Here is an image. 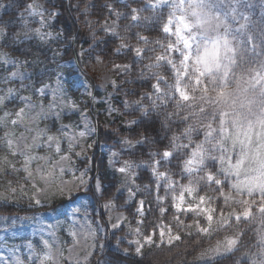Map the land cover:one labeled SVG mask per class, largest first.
<instances>
[{"label":"snow or ice","instance_id":"snow-or-ice-1","mask_svg":"<svg viewBox=\"0 0 264 264\" xmlns=\"http://www.w3.org/2000/svg\"><path fill=\"white\" fill-rule=\"evenodd\" d=\"M149 4L153 9L165 6L170 9L162 31L175 39L162 47L165 53H178V57L157 55L155 62L146 64L145 68L149 71L153 68L158 69L162 66L160 62L164 61L174 74V83L168 85L169 92H162L160 83L161 81L167 83V80L159 73H153L157 83L152 87L160 94L154 100L148 96V99L152 101L150 106H145L140 100L134 101L141 117L139 120L133 119L128 123L129 125H139L150 118L159 120L160 112L158 110L161 105H166L169 98L174 101L175 109L165 112L164 119L159 121L161 129L169 128L170 123H186L187 127L184 128L182 135L188 143H183L180 136L173 134L171 141L174 151L166 150L162 156L163 158H172L175 152V157L178 159L182 150L191 148L189 157L182 161V167L190 177L195 176V180L190 179L188 185H180L181 193L179 196H174L173 199L176 201L174 207L177 212L193 213L195 216L204 215L206 218V226L201 225L198 219L194 220L196 235L199 237L200 234H203L208 240V246L201 248L196 259L203 264H240V260L235 259V253L244 246L242 241L244 232L239 229V225L242 222H256L260 225L256 229L257 242L252 245L256 251H245L241 258L245 259L247 264H264V2L261 3L262 12L257 19H253L251 13L240 11L241 7H252L248 0H156L154 4L149 0ZM81 5L84 7V15H87L89 5L81 0V3L76 5L78 11ZM69 6L71 7V5ZM91 7H95V5ZM105 7L115 13L117 19L122 15L110 5H105ZM140 11L142 9H131V19L140 20L141 17L138 14ZM45 14L49 17L63 15L62 5L58 8L54 4L52 9H48L39 4L37 0H32V2L11 0L9 3L0 0V42L14 45L30 40L32 33L39 36L41 40H45L51 33H41L38 28H30L28 19V17L39 16L43 24L45 23L43 19ZM143 19L152 22L156 18L152 16L143 17ZM88 25L91 27V22H88ZM102 30L119 36L115 28L107 26V23ZM125 31H127V26H125ZM69 38L72 41H78V37L71 33ZM119 38L121 41L124 40L122 36ZM138 38L145 44L149 42L146 36H138ZM92 39L96 40L95 33H93ZM156 43L159 44L160 41L157 40ZM126 47H128L126 43L120 45V48ZM120 48L115 51L119 52ZM133 50L136 57L143 58L144 53L141 48L137 47ZM82 55L83 50L76 59L79 61ZM4 62L15 63L8 59H5ZM117 67L121 66L117 65ZM123 67L128 70L132 65ZM141 74L143 75V72ZM11 76L24 79L23 74L18 72L11 73ZM60 82V75H58L57 83ZM37 91L42 93L43 89H37ZM12 92L13 90L9 89L8 95L10 96ZM6 98V96H0V106L5 104ZM22 99L26 102L24 107L15 113L4 112V117L14 115L16 119L0 118V127L7 128L9 124L24 126V133H31L34 130L28 126L29 123L40 116L46 118L42 103L33 104L31 97ZM58 101L63 103L62 89L53 93V102L48 105V111L58 107ZM125 106L127 107V101H125ZM72 107L75 108V104ZM37 108H40V111L36 112L35 116L31 115ZM116 111V109H112V112ZM152 113H155L154 118ZM192 120L199 121V123L193 124L190 122ZM67 127L62 125L61 130L63 131ZM149 129L156 131L155 123L146 124L143 130L137 132V139L123 138L119 139L118 143L125 145L128 150L136 145L143 146L151 142ZM97 132L98 128L88 127L86 131L79 132L78 136L82 138ZM201 132L203 139L195 142L193 133L199 135ZM24 133L13 140L11 137L14 136V133L5 132L2 138L7 154L0 158V182H3L6 192L12 195L16 194L18 190L22 195H28V193L18 182L6 179L7 176L21 171L17 168L16 163L9 159V156L23 157L22 170L27 174L29 180H34L35 176L31 169L33 161L46 159L43 156L33 155L34 149L43 147L36 141L42 136H46L47 146L52 147L55 143V151L57 153L61 151L60 141L57 137L47 135L44 130L36 132L31 142ZM76 135L73 134L69 137L68 150L72 151L75 147H81L83 153L84 149L77 143ZM157 135H159L158 132ZM87 147L91 148L92 145H87ZM82 153L75 154L81 155ZM117 155L118 153H112V156ZM150 155L155 156L156 153H150ZM60 159L66 160L68 157L61 156ZM155 163L158 165L160 162L156 161ZM136 167L139 165L134 161L125 160L123 166L118 169L123 174L119 183L127 184L129 180L134 182L133 170ZM152 170L158 178L169 180L168 188L174 187V182L166 173L157 172L155 167ZM55 171V166L36 169V172L46 183H52ZM59 171L63 172V169L60 168ZM88 171L90 169H85L79 177L80 186L86 191H89L85 179ZM201 181L209 187L217 186L215 191L219 193V196L200 195L197 197L198 203L185 205L184 192L189 194L196 192ZM103 182V178L100 176L94 178L93 187L90 189L92 195L95 196L97 193L101 197L104 195L106 190L103 188ZM14 183L15 187L12 186ZM61 184L63 185V182ZM33 187L35 188V185ZM158 188L159 185H157ZM225 188L229 189L227 193L224 191ZM58 191L61 195L71 198L72 189L60 186ZM43 192V188H37L36 195L29 196V200L40 205L42 201L39 195ZM129 192L134 195L131 193V189ZM220 197L223 198L224 206H228L231 202L238 206L239 211L233 209L226 214L223 208L217 211L216 208L202 207L206 200L210 203ZM0 199L7 200L9 196L0 194ZM156 199L159 200L161 197L157 196ZM139 204L140 208L137 211L142 213L144 201L141 200ZM113 206L112 202L104 205L106 208ZM75 211L79 212L80 209ZM160 211L164 212L166 209L161 208ZM174 219L177 228L191 229L192 225L184 224L180 216H174ZM119 220L120 218L117 217V223L112 224L114 229L119 228ZM214 220L215 227H213ZM234 225L235 230L231 235H225L222 240L216 239L214 243L212 242L214 236L221 230L228 231L233 229ZM135 233L137 236H141V239L126 241L130 246H134L132 251L129 248H121L120 244L125 241L123 238L118 239L115 247L120 253H123V257L114 256L108 260L100 259L97 264H124L127 259L133 256L142 257L143 250L147 245L163 247L183 242L180 232L174 231L171 225L158 226V231L153 229L151 234L142 235L139 228L135 229ZM187 235L191 236L192 232L187 231ZM89 238L95 240L96 232L94 230H88L85 239ZM44 243L46 251L39 257L40 264H62L63 253L60 252V259H58L52 245L47 241ZM104 249L105 245L103 244H88L83 260L77 258L74 264H89L93 253L97 250L103 253ZM16 264H23V261L17 258Z\"/></svg>","mask_w":264,"mask_h":264},{"label":"rangeland","instance_id":"rangeland-1","mask_svg":"<svg viewBox=\"0 0 264 264\" xmlns=\"http://www.w3.org/2000/svg\"><path fill=\"white\" fill-rule=\"evenodd\" d=\"M118 1L120 3H128L127 0ZM37 2L41 4L38 0ZM155 2L156 0H151L152 4ZM80 3L81 0H76V3L74 4L75 7ZM84 3L89 5L87 9L88 14L84 15L83 5H81L79 14H81L80 18L83 23L82 26L86 32L84 38L86 41H88V44L81 47L80 51L78 52L79 54L81 50H83V55L80 57L79 61L76 59V57H73L63 62L64 65L72 67L73 73L70 76H66L64 73L59 71L53 80L35 88L34 91L30 90L28 93L19 92L7 84L6 80L19 82L28 80L30 77V70L25 67L23 62L10 56L0 47V70L5 69L7 77L5 80L6 84L0 85V96H6V100L12 98L16 99L17 103L20 104L16 111L25 106L26 102L22 99L23 97H31V102L33 104H43L44 111L46 113V118L44 116H40L29 123L28 126L34 130L33 132L24 133V126H12L9 124L7 128L0 127L3 137L5 132H12L14 133V136L11 138L15 140L22 133H24L28 136L29 142H31L32 137L35 136L36 132L44 130L47 135L57 137V139L60 141L61 147V151L59 153L55 151V143H53L52 147H48L46 136H42L41 139L36 141L38 145H43V147L34 149L33 155L43 156L46 159L33 161L31 169L35 176L34 180H29L27 174L23 172L22 187L30 193V196L36 195L37 188L44 189V192L39 195L42 203L40 205L35 204L34 201L31 203L37 207H46L50 205L52 201L58 198L69 199V196L61 195L59 193L58 188L60 186H66V189H72L71 197L78 195L77 198H75L63 209H44L30 213H24L22 215L10 216L12 220L9 224H7L6 221H1L0 264H16L17 258L23 261V264H40L39 257L42 256L46 251L44 243L45 241L52 245L53 251L56 253L58 259H60V252L63 253L62 264H74V261L77 258L83 260V257L87 252L88 244H103L105 245V248L114 247L117 249L115 247L117 240L123 238L125 242H122L120 247L129 248L131 251L134 249V246H130L126 241L141 239V236L136 235L135 229L139 228L141 234H145L142 228V222L146 211V205L144 203L142 213L137 211V209L140 208L139 202L141 200H145L143 198L136 199V195L138 191L141 190V187L139 182H137L135 169L133 170L134 182L129 180L127 184L119 183L123 177V174H121L118 169L123 166V162L125 160L134 161L129 156L131 155L130 151L133 148L128 150L125 145L118 143V140L123 138L133 139L130 135L119 131L121 126L126 129L132 127V125H129L128 121L133 119L125 116L124 112L129 111L131 107H137L134 101L140 100L141 103L146 105L147 102L145 100L152 102L150 99H148V96H151L153 100L156 99V96L160 93H157L152 86L156 84L157 81L152 84L151 90L143 92L140 95V98H137L135 95L131 96L133 92L129 87L130 84H125L129 76L130 69L125 70L123 67L129 64L124 61L117 62L114 58L106 59L101 54V48L103 47L104 41L106 40L105 36H116L111 33H106L102 29L107 23V26L114 27L116 31L118 21L121 16L119 19H117L115 13L111 12L108 7L101 14H98L95 10L97 9L96 0H84ZM106 4L107 1H103L100 6L102 7ZM92 5H95V7H91ZM145 6L152 8L149 4V0H146ZM44 7L48 8L46 6ZM133 8L134 7L131 9ZM240 11H243V9H240ZM116 12L118 11L116 10ZM28 19L30 28H38L40 29L41 33H51V35L43 41L50 42L51 40L58 39V37H60V32L56 31L52 26V22L55 20V17H49L47 14H45L43 18L45 23L43 24L41 23V18L39 16L28 17ZM114 21L115 24H113ZM88 22H91V27H89ZM93 33L96 34V40L92 39ZM33 36L40 39L35 33H32V37ZM168 36L170 38L169 41H174V37L170 36L169 34ZM122 43H126L128 47L120 48ZM117 45L118 46L114 48V55H120L123 53V51L128 50L130 47L127 42L121 40L117 42ZM117 48H120L119 52L115 51ZM138 48L144 50L142 47ZM132 52L135 58H140L136 57L134 50ZM5 54H7V56H5ZM158 55H172L174 58L178 57V53H165L164 49L161 50ZM5 59H8L9 61H15V63H5ZM160 63L162 65H166L164 61H161ZM117 65H120L121 67H117ZM166 66L170 68V66ZM13 72L23 74L24 79L21 80L19 77L11 76V73ZM58 75H60L61 80L59 84L57 83ZM3 82L4 80H2L1 83ZM170 84L171 83L168 80L167 83L161 81V91H165L163 87L164 85L168 86ZM71 87L77 89L79 91L78 95H81L82 97L77 98L78 95H74L70 91ZM9 89L13 90L10 96L8 95ZM37 89H43V92L41 93L37 91ZM58 89H62L63 103H59L58 101L59 106L54 108L52 111H48V105L53 102V93ZM88 98L91 99V107L85 106ZM125 101H127V107L125 106ZM73 104H75V108L72 107ZM112 109H116L117 111L112 112ZM39 111L40 108H37L33 113H31V115L35 116V113ZM70 114L74 115L70 122L62 121L64 115ZM0 118H4L6 120L16 119L14 115H10L9 117L3 116ZM47 119H56L58 121L55 131H52V127L46 126L42 123V121ZM97 123L103 126V131L110 139L107 142H101L98 146L100 152L102 153L100 162L105 160L109 170L117 175V179H115V182L117 183L116 186L114 183L112 184V182H103L104 189L106 188V184H111L109 189H105L106 191L102 197L99 193L95 195L97 198H99L98 205L95 203L94 196L90 191L94 182V180H92L93 178L91 174V151L97 143L96 134H90L82 138L78 136L79 132L86 131L88 127L97 128ZM62 125H66L68 127L62 131ZM73 134H77L76 140L77 143L83 147V153L81 147H75L72 151L68 150L69 137H71ZM87 145H92V147L88 148ZM113 152L118 153V155L112 156ZM75 153L82 154L76 155ZM162 153H156V155L153 156L155 158V162L165 159L163 158ZM61 156H66L68 159L61 160ZM21 158L23 160V157ZM80 161L84 164L80 163ZM136 164L143 167H147L148 165L146 161L137 162ZM53 166L56 168L54 179L52 183H46L44 179H41V175L36 172V169L51 168ZM154 167L156 168V165ZM60 168L63 169V172L59 171ZM85 169H90L87 176L85 177L89 191H86L80 186L79 183V177L81 173L85 171ZM152 169L153 168H151V174L157 185H164L166 189H168L169 192L173 194V197L180 195L181 190L179 192L174 190L176 183L172 178L171 180L174 182V187L168 188L167 185L169 180L167 178H158L157 175L153 173ZM156 171L162 172L157 168ZM61 182H63V185ZM33 185H35V188ZM129 189H131V193H134V195L130 194ZM224 191L227 193L229 189L225 188ZM158 192L159 188L155 191V193L157 194ZM0 194L9 196V194L5 193L1 189ZM233 195L235 196V193H233ZM197 197L198 195H196L194 192L191 194L184 192L185 205L188 203H198L199 201ZM7 200L0 199V201ZM109 202H112L114 206L108 208L104 207V205L108 204ZM175 203L176 201L173 199V206ZM132 204L134 205L133 207ZM202 207L214 208L207 200L205 204L202 205ZM76 209H80V211L77 212L75 211ZM174 209L176 211L175 207ZM233 209L236 208H231L225 213L227 214L228 212L233 211ZM236 210L239 211L238 209ZM214 215L216 214L214 213ZM176 216H180V213L177 212ZM200 216L206 220L204 215ZM117 217L120 218V226L119 228L114 229L112 224L117 223ZM181 220L184 222V219ZM214 224H216L215 220L213 222V225ZM161 225L171 224H159V226ZM89 229L96 232L95 240L90 238L85 239ZM173 230L176 231L174 228ZM151 232L149 234H151ZM15 236L29 238L36 237L41 248L39 249V247H37L31 241H27L23 247L20 245H8L6 243V238ZM97 252L100 253L99 250L94 252L90 261L95 257Z\"/></svg>","mask_w":264,"mask_h":264},{"label":"trees","instance_id":"trees-1","mask_svg":"<svg viewBox=\"0 0 264 264\" xmlns=\"http://www.w3.org/2000/svg\"><path fill=\"white\" fill-rule=\"evenodd\" d=\"M38 1L43 6H46L48 8H52L54 4L57 5L58 8L62 5L63 15L55 17V20L52 22L53 28L56 31L60 32V37H58V39L51 40L50 42L40 40L34 36L30 40L14 45L0 42V47L3 51H5L15 59L23 62L25 64V67L30 70L29 79L19 82L7 81L5 73L6 70L1 69L0 85H5L7 82V84L12 86L15 90L24 93H28L30 92V90L34 91L35 88L53 80L55 75L59 71L64 73L66 76H70L73 73V69L70 66L64 65L63 62L70 58L77 57L81 47L88 44V41H86V39L84 38L86 32L84 27L82 26L83 23L80 18L81 14H79V11L74 5L76 3V0ZM103 1H107L106 5H110L111 7L116 8L115 10L122 14L118 21L116 32L119 33V37H124L123 41L127 42L130 47L128 50L123 51L122 54L114 55V48L118 46L117 42L121 39L117 37V35L114 37L107 35V37L105 36L106 40L104 39L105 41L103 47L101 48V54L106 59L114 58L117 62L124 61L127 64L132 65L129 70L127 81L125 82L126 85L130 84L129 87L131 88L132 92L135 93L131 94V96L135 95L137 96V98H140V95L143 92L151 90L152 84L156 82L153 73H159L161 76H164L166 80H168L171 84H173L174 75L172 74L170 68L166 65L161 64L162 66L160 68H153L151 71L145 68L146 64L155 62V56H157L158 53L164 49L162 45L169 42L170 38L168 34H165L162 31V27L163 24L166 23L167 15L170 9L167 7L157 9L147 7L145 6L146 0H127V4L120 3L118 0H96L97 9L95 10L98 14H101L105 9H107L105 5L102 7L100 6ZM5 2L9 3L11 2V0H5ZM28 2H32V0H28ZM262 2H264V0H248V3L252 4V7H241L240 9H243L244 12L251 13L253 19H257L262 12ZM69 5H71V7ZM132 7L142 9V11L138 13L141 17L140 20L134 21L131 19ZM9 11H12V9H9ZM152 16L156 18L152 22L143 19V17ZM125 26H127V31H125ZM70 33L72 35H76L78 37V41L70 40ZM138 36H146L149 42L145 44L138 38ZM157 40L160 41L159 44L156 43ZM136 47L144 48L143 58H135L132 51ZM153 49L154 51H152ZM142 72L143 75L141 74ZM2 80H4L3 83H1ZM163 87L165 89L164 92L170 91L168 86L164 85ZM70 89V91L74 95L79 94V91L77 89H74L73 87H71ZM79 97L82 96L78 95L77 98ZM145 101L147 102L145 106L151 105V102H148V100ZM91 103V99L88 98L85 106L91 107ZM19 105L20 104H18L17 100L14 98L5 100V104L0 108L2 109L0 110V117L4 116L5 111L9 113L15 112L18 109ZM174 109L175 103L169 98L168 103L166 105H161V108L158 110L160 112L159 120L150 118L139 125H132V127L129 129L121 126L119 131L124 134L130 135L133 139H137V132L143 130L146 124L150 125L152 123H155L156 131H151V129H149L151 142L146 143L143 146L136 145L130 151L131 155H129L131 159H133L136 163L146 161L148 164L147 167L139 166L135 168L136 179L141 187V190H139L136 195V199L143 198L146 205L142 228L145 234H149L153 229H156L158 231V226L161 223L171 224L176 231L180 232L183 242H176L172 246L165 245L163 247H160L158 245H147L143 250L142 257L133 256L127 259L124 264H203V262L198 261L196 257L201 248L208 246V240L203 236V234H200L199 237L196 235L194 220L198 219L200 221V224L204 226H206L207 224L206 220L201 216H195V214L180 213V218L184 219V224L192 225V227L191 229L177 228L176 221L174 219V216L177 215V212L175 211L173 206V194L169 192V190L166 189L164 185L159 186V192L156 194L155 191L157 190V184L151 174V168L156 165V168L158 170L166 173L167 176L172 178L176 183L174 188L176 192H179L181 190L180 185H188L190 179L195 180V176L190 177L186 172L183 171L182 167V161L189 157L191 148L182 150V153L178 159L175 157L174 152V157L161 159L159 160L160 163L158 165L155 163V158L153 157V155H150V153L153 152L161 154L166 150L174 151L172 147L173 142L171 141V136L173 134L180 136L183 143H188V141L184 139L182 135L184 128L187 127L186 123H170L169 128L161 129L159 121L164 119V113L171 112ZM124 115L136 120H139L141 117V113L136 106L131 107L129 111L124 112ZM73 116V114L64 115L62 121L70 122ZM152 117H155V113H152ZM190 122L193 124L199 123V121L196 120H192ZM42 123L46 126L52 127V131H55L58 121L56 119H47L42 121ZM97 125V143L91 151L92 180H94L95 177L100 176L103 178V181L112 182V184L114 183L116 186L117 183L115 182V179H117V175L109 170L105 160L100 162L102 153L98 148L101 142H107L110 139L103 131V126L99 125V123H97ZM157 132L159 133V135H157ZM2 138L3 135L0 129V158L7 154V150L3 145ZM202 139V132L199 135L193 133V140L195 142H199ZM9 159L16 163L17 168L21 169V171L7 176L6 179L18 182L22 187L23 171L21 165L23 163V160L20 156H9ZM80 163L84 164L81 161ZM110 184L111 183L106 184V190L107 188L109 189ZM12 186L15 187L16 184L14 183ZM216 187L217 186L215 185L209 187L203 181H201L198 186V190L194 193L198 196L203 195L205 197H218L219 193L215 191ZM0 189L10 196L7 201H0V223L1 221H6L7 224H9L12 220L10 216L22 215L24 213H30L44 209H63L78 197L77 195L69 199L58 198L52 201V203L46 207H37L31 204L32 201L29 200V192H27L28 195H22L18 190L16 194L12 195L6 192L3 182H0ZM157 196L161 197L162 200H157ZM94 201L98 205L99 198L94 196ZM210 203L214 208L217 209V211H219L221 208H223L225 212H227L231 208H236L239 210L238 206L235 204L229 203L228 206H224L222 197L214 199ZM133 206L134 205L132 204V207ZM161 208L166 209V211L161 212ZM213 227H215V224L213 225ZM259 227L260 225L256 222H242L239 225V229L244 232V236L242 237L244 246L241 247L240 251L235 253V259H239L240 264H247V261L241 258L245 251H256V248L252 247V245L256 244L257 242L256 229H258ZM189 230L192 232L191 236L187 235V231ZM234 230L235 225L233 229H229L228 231L221 230L219 234L214 236L212 242L214 243L216 239L222 240L225 235H231ZM27 241H31L37 247H39V249L41 248L40 243L36 237L29 238L15 236L6 238V243L11 246L20 245L21 247H23L25 246V243ZM197 241H199V243H197ZM114 256L122 258L123 253H120L114 247H106L103 253L97 252L95 257L89 262V264H97V261L100 259L108 260L112 259Z\"/></svg>","mask_w":264,"mask_h":264}]
</instances>
